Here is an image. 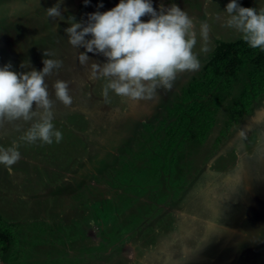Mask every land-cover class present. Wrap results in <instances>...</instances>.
<instances>
[{
  "label": "rangeland",
  "instance_id": "rangeland-1",
  "mask_svg": "<svg viewBox=\"0 0 264 264\" xmlns=\"http://www.w3.org/2000/svg\"><path fill=\"white\" fill-rule=\"evenodd\" d=\"M57 2L0 0V66L11 63L13 71L23 72L29 70L20 67L25 63L40 71L47 58L42 52L50 50L55 55L48 58L63 67L45 78L49 92L63 80L73 97L71 106L55 102L52 109L60 143L20 142L12 174L0 165V222L12 234L8 251L0 248V264H264L258 235L264 225V92L243 116L232 118L242 87L235 84L204 111L202 119L211 123L206 134L183 126L179 116L187 106H177L184 89L208 76L213 58L241 40L223 26L221 12L231 0H151L156 10L176 4L188 12L197 32L200 21H207L209 50L201 52L198 35L200 69L179 75L156 99L135 104L111 92L104 102L105 81L88 80L75 56L85 49L74 50L64 31L70 18L84 22L119 0H60L63 20L48 19L44 10ZM238 3L264 7V0ZM20 134L5 124L0 145L9 146ZM245 197H255L253 204ZM219 213L221 222L210 228ZM173 226L177 230L167 234ZM234 227L235 236L222 246L227 252L214 259L220 239Z\"/></svg>",
  "mask_w": 264,
  "mask_h": 264
},
{
  "label": "clouds",
  "instance_id": "clouds-1",
  "mask_svg": "<svg viewBox=\"0 0 264 264\" xmlns=\"http://www.w3.org/2000/svg\"><path fill=\"white\" fill-rule=\"evenodd\" d=\"M210 2L213 0H206ZM44 13L48 19L63 20L60 0ZM221 13L224 27L238 33L250 49L264 52V7L245 8L238 0H231ZM144 16L149 17L147 22L142 21ZM216 19L221 20V16L217 14ZM69 25L64 30L67 42L74 50L85 49L75 56L79 65L86 67L88 80L105 81L101 92L105 103L110 92L132 104L156 99L159 90L173 88L179 75L200 69L201 62L194 51L198 35L201 52L209 50L210 25L200 21L197 32L196 19L176 4L167 8L161 4L156 10L151 0H119L111 10L88 14L84 22L70 18ZM86 53L101 55L106 62L90 61ZM42 55L47 58L42 60L40 71L25 63L20 67L29 70L23 72L13 71L11 63L0 66V127L11 124L21 133L9 146L0 145V165L9 174L21 159L20 142H61L63 135L55 127L52 109L55 102L65 107L73 103L67 81L56 80L49 92L45 78L62 68L63 62L48 58L55 55L50 50H44Z\"/></svg>",
  "mask_w": 264,
  "mask_h": 264
},
{
  "label": "trees",
  "instance_id": "trees-1",
  "mask_svg": "<svg viewBox=\"0 0 264 264\" xmlns=\"http://www.w3.org/2000/svg\"><path fill=\"white\" fill-rule=\"evenodd\" d=\"M222 55L213 58L211 68L206 67L205 73H208V76L204 75V80H195L183 90L182 104H177L179 107L186 104V114L179 116L180 123L185 127L190 125L195 133L208 132L207 128L211 123L204 122L202 119L204 111H210L211 105L219 103L224 95L230 93L235 84L241 82L242 87L231 108L232 118L237 115L243 116L255 97L264 92V52L259 49H250L240 40L226 47ZM195 120L199 126L195 127ZM203 124L205 126H202ZM11 236L9 230L3 228L0 222L1 252L8 251Z\"/></svg>",
  "mask_w": 264,
  "mask_h": 264
},
{
  "label": "flooded vegetation",
  "instance_id": "flooded-vegetation-1",
  "mask_svg": "<svg viewBox=\"0 0 264 264\" xmlns=\"http://www.w3.org/2000/svg\"><path fill=\"white\" fill-rule=\"evenodd\" d=\"M124 128H122V129H120V128H117V129H115L116 130V132L117 133H123L122 132V130H123ZM261 195V194H260ZM192 197V196H191ZM248 198H250L249 200H248ZM254 198L255 197H245V201H246V199L248 200V201H246V202H248V203H250V204H253V201H254ZM193 203V202H192ZM220 213H219V215L218 216H216V218H215V223L214 224H210L209 225V227L211 228V227H214L213 225H215L216 223L218 224L219 222H221V221H219V219H220ZM235 217H238V215H237V213L235 214V216H234V218ZM219 218V219H218ZM213 221V222H214ZM242 224H244V222L242 223ZM172 229H170V231L167 233V234H172V233H174L176 230H177V227H175V226H173V227H171ZM218 228H220V224L216 227V229L214 230V232H216V230L218 229ZM235 229H236V227H234V228H232L230 231H227V232H225V234L222 236V240L220 239V241H219V243H218V249L216 250V254H215V257L216 258H214V259H220V258H222L223 256H222V253H223V251L224 252H227V250H225V249H223L222 250V246H224L225 244H226V242H228V240L230 239L231 240V236L233 235V236H235ZM253 230V229H252ZM259 232H260V234H258V235H261V236H259L260 238V240H262L263 242L262 243H264V225H262L260 228H259ZM245 233H246V230H245ZM238 241L236 240L235 241V244L237 243ZM210 247V246H209ZM248 248H249V245H248ZM241 250V249H240ZM239 250V251H240ZM236 251H238L237 249H236Z\"/></svg>",
  "mask_w": 264,
  "mask_h": 264
}]
</instances>
